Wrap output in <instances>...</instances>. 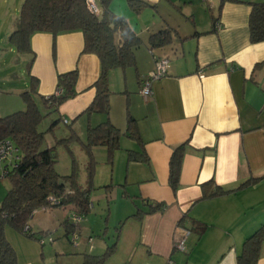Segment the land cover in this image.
<instances>
[{
	"label": "crops",
	"instance_id": "1",
	"mask_svg": "<svg viewBox=\"0 0 264 264\" xmlns=\"http://www.w3.org/2000/svg\"><path fill=\"white\" fill-rule=\"evenodd\" d=\"M194 1L134 0L131 6L127 0L136 27L109 5L125 18L141 43L134 51L135 68L109 71L108 115L82 114L94 96L91 85L99 76L100 60L93 53L82 52L81 31L55 37L35 32L30 37L31 51L26 53H18L8 43V60L21 54L16 58L17 68L24 67L26 77L16 80L18 76L11 71L14 65H8L7 75H0V113L24 109L19 94L29 82V61L30 74L38 79V93L45 97L56 92L58 74L78 70L77 94L52 113L59 119L57 124L68 129H57L56 124L51 135L46 132L44 148L75 134L78 140L69 146L72 151L83 149L87 126L106 118L122 133L111 165L104 146L92 147L97 171L100 164L111 170L122 165L123 169L122 176L118 173L115 205L109 208L117 223H123L118 231L122 239L101 264H168V260L173 264H235L241 242L264 223V41H250L247 23L251 3L264 0H200L205 2L204 9ZM143 6L155 8L156 21L142 20ZM16 19L15 14H8V32L0 34L3 43ZM216 22L218 29L214 28ZM160 30L168 31L169 40L152 47L148 38ZM161 55L169 59L167 73L152 82V94L144 98L139 93L140 80L153 68L154 57ZM4 66L3 61L0 68ZM128 116L135 120L137 140L124 134ZM184 142L179 185L173 191L168 183V162L173 148ZM129 151L141 154L130 160ZM250 177L257 180L239 187ZM110 179L113 183L112 173ZM209 180L235 190L203 198L202 184ZM128 199L132 205L127 209L124 202ZM146 202L163 203L164 207L143 214L142 219L133 216L138 208L146 211ZM74 213L70 205L33 211L29 228L36 236L49 233L53 237L49 246L5 226L4 235L17 263L84 264L85 255L104 253L112 242L108 235L112 232L95 234L94 230H101L93 228L91 217L75 225L71 220ZM197 223L206 225L201 234L193 230ZM185 229L190 230L186 250L179 251L174 243ZM259 255L257 264H264V244Z\"/></svg>",
	"mask_w": 264,
	"mask_h": 264
},
{
	"label": "trees",
	"instance_id": "2",
	"mask_svg": "<svg viewBox=\"0 0 264 264\" xmlns=\"http://www.w3.org/2000/svg\"><path fill=\"white\" fill-rule=\"evenodd\" d=\"M112 0H99L100 14H91L84 0H23L15 22V28L7 35L10 43L18 53L31 51L30 37L35 32H49L54 37L63 32L79 30L84 37L82 52L93 53L100 60V73L91 87L94 96L83 113L108 115L109 96L111 94L108 74L113 68L136 67L135 49L141 40L121 17L109 8ZM134 0H128L132 6ZM249 39L251 42L264 41V1L252 2L248 17ZM168 31L160 30L150 34L148 40L152 47L168 42ZM31 61L27 64L29 73L28 85L20 92L25 107L4 116H0V140L10 139L19 151L16 165L2 178L7 179L9 188L0 204V264H18L14 249L4 235V227L10 226L22 233L34 210L38 208L72 206L77 214L84 217L90 211L89 194L95 170V158L92 147L96 145L106 148V161L112 164L115 151L119 148L122 133L115 128L108 118L102 123L86 129L85 140L81 141L87 157L88 186L82 187L77 180V167L72 159L71 171L61 175L56 171L58 161L57 145L69 149L72 141L78 140L75 134L56 140L51 147L44 148V136L57 124L55 119L46 131H40L43 119L58 110L60 104L74 97L78 70L76 68L57 75L56 88L59 91L47 97L38 93V79L30 74ZM126 136L139 139L135 120L128 116ZM187 142L173 148L168 162V183L173 191L179 185L180 170ZM70 150V149H69ZM71 152V151H70ZM136 151L128 152V159L139 158ZM146 160V157L142 158ZM257 180L250 177L239 187ZM111 185H106L108 188ZM238 187V188H239ZM235 189H224L209 180L202 184V197H214L233 192ZM50 196L59 200L51 205ZM146 211L137 209L133 216L142 219L143 214L162 210L163 203H144ZM182 218L181 221H183ZM180 221V222H181ZM179 222V223H180ZM206 228L204 223L193 225V230L201 234ZM110 244L101 255H85L84 264H101L114 251L118 239ZM235 264H257L260 249L264 244V223L241 242Z\"/></svg>",
	"mask_w": 264,
	"mask_h": 264
},
{
	"label": "rangeland",
	"instance_id": "3",
	"mask_svg": "<svg viewBox=\"0 0 264 264\" xmlns=\"http://www.w3.org/2000/svg\"><path fill=\"white\" fill-rule=\"evenodd\" d=\"M22 2H23V0H0V34H2V32H5V33L8 32V14L9 15L15 14V17L18 16L19 9H20ZM194 2L198 3L201 7H203V9L205 8V2H201L200 0H195ZM97 4H98V6H100L99 0H97ZM110 4H111L115 13L120 14V15L124 14L126 17H129L130 24L132 26L136 27L135 21L133 20L134 11H132L128 7L127 0H112L110 2ZM179 6H182V4H179ZM142 8L145 9L143 11V14H142V20L148 19V18L150 20V18H151V22L156 21L158 16L156 15L155 8H149V7L146 8L144 6ZM173 11L178 12L179 9L174 8ZM0 47H1L0 54L2 55V58H0V63L3 61L6 63V66L0 68V75H7L8 74V65L9 66L14 65L15 68L12 69L11 71H13L12 73H14L15 75L18 76L19 79H16V80L19 81L22 75H23V77H26L24 67L19 66V68H17L19 61L16 58L22 57L21 54H18V53L15 54L16 55L15 60H13V56H14V54H13L10 56V58L8 60L7 38H5V42L3 43V41L0 37ZM0 104H1V100H0ZM13 110H16V109H13ZM0 114L6 115L8 113H0ZM53 120H55V119H54V116L52 115V113L49 114L48 116H46L43 119L42 123L39 125V127H38L39 130L45 129L44 131H46L48 129V127H50V124L52 123ZM55 127H56V125L51 129V131L47 130V132H48L47 134L51 135L53 133V130H56ZM59 128L60 129H68L62 123L57 124V129H59ZM69 149H67L63 145H57L56 151H57V155H58V162H57L56 171L58 173L60 172L61 175L64 173L70 172L71 166H72V159H74L76 167H77L78 183L82 187H87L88 186V177H87V168L86 167L88 164V157H87L85 151L81 148H77V150L72 151V148L69 146ZM94 160H95V170H94V176L92 178V186L90 187L91 189H90V194H89V199H90V203L92 204V206H91L90 211L85 216V218L91 217L94 220L93 221V223H94L93 228H97V229L101 230V231L94 230L96 232L95 234H101V232L104 230L111 231L113 234L109 233L108 235L112 237V242H111V244H112L114 241H116V235H117L118 228H120V232H121V229L123 227V225H122L123 223H117L118 221H117L116 217L114 216L113 211L109 212V208L110 207L113 208L112 206H114L115 202H116L114 199L116 198V195H115L116 189L115 188L118 186L117 185L118 173L120 176H122L123 169H122V165H121V168H120V166L116 165L115 169L113 168V170H111L106 164H100L99 165V171H97V168H96L97 167V160H96V158ZM111 173H112V179H113L112 182L113 183H111V179H110ZM97 182H99V183H97ZM106 184L111 185L112 186L111 189L106 188L105 187ZM8 188H9L8 180L6 178L0 179V204H1V201H2L3 197L5 196ZM109 192L112 195L109 196ZM100 193L104 194V195L100 196ZM105 195L107 197H105ZM124 203L127 206L129 205V207H126L127 209L130 208L132 205L131 200H129V199L126 200ZM127 225L125 226V229H126ZM122 236L123 235H121V237ZM119 237H120V233H119ZM119 237L117 239V242H120L122 239V238L119 239ZM191 238H192V236H191ZM52 239H53V237H52ZM45 243L49 246L50 242H49L48 238L46 239Z\"/></svg>",
	"mask_w": 264,
	"mask_h": 264
},
{
	"label": "built area",
	"instance_id": "4",
	"mask_svg": "<svg viewBox=\"0 0 264 264\" xmlns=\"http://www.w3.org/2000/svg\"><path fill=\"white\" fill-rule=\"evenodd\" d=\"M86 7L88 11L98 16L100 14V7L97 4V0H84ZM204 1V0H202ZM220 27L219 24L214 23V28L218 29ZM169 59L165 55L154 57V63L153 68L151 71H149L145 76H143L140 80V86H139V93L144 97L147 98L152 94L151 90V84L152 82L159 80L163 78L168 69ZM59 91L56 90V94ZM66 121V120H65ZM19 159V151L13 141L10 139H3L0 140V179L4 178L8 172L16 165L17 161ZM51 205H55L59 203V200L56 199L53 196H50L48 198ZM84 216L74 213L71 215V220L74 222V224H78L81 221H83ZM22 234L27 237H35L39 244L43 245L46 242V239L48 238L49 242H52L53 239L49 233H42L38 236H36V233L31 231L29 228V225L26 224L22 229ZM190 230L185 229L182 235L175 240L174 248L179 251H185V240L186 237L189 235ZM76 234L72 236V240L74 241L76 238ZM168 264H173L171 260H168Z\"/></svg>",
	"mask_w": 264,
	"mask_h": 264
}]
</instances>
